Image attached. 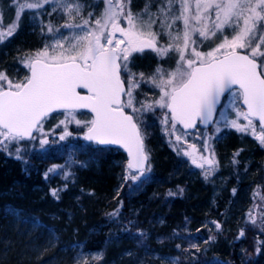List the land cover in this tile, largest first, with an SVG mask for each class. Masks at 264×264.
Listing matches in <instances>:
<instances>
[{"label":"snow or ice","instance_id":"snow-or-ice-1","mask_svg":"<svg viewBox=\"0 0 264 264\" xmlns=\"http://www.w3.org/2000/svg\"><path fill=\"white\" fill-rule=\"evenodd\" d=\"M103 3V11L92 24V12L81 24L64 23L62 27L69 31L68 35L49 22L45 26L47 32L58 34L59 38L21 61L30 73L22 81L13 82L0 72V149L11 155L9 145L36 139L33 133H42L46 119L58 110H63L65 119L56 127L63 126L59 139L65 140L72 135L68 123H82L76 119V110L88 109L93 117L84 122V138L99 145L125 148L131 157L128 168L138 172L131 178L140 180L146 170L150 171L140 127L144 114L154 113L157 108L163 110L160 122L166 132L171 122L175 134L177 124L192 129L197 121L211 123L226 92L233 98L237 115L226 126L250 134L264 147V0H162L156 13H148L145 7L147 19L143 13L132 12L131 0ZM46 4L53 5V12L59 9L68 21L79 16L83 8L80 0H35L18 5L17 21L21 12ZM157 21L159 31H154ZM16 29L17 23H13L6 33L0 32V44ZM226 30H230V36L225 35ZM217 33L220 39L214 47L198 50ZM161 34L167 43L159 42ZM50 48L58 54L49 55ZM146 50L159 60L174 54L175 67L165 70L157 65L148 77L143 72H133L129 67L133 54L142 55ZM142 83L159 89V98L153 102L137 100L136 89ZM78 90H86V94ZM238 100L246 110L236 106ZM240 117L246 123H241ZM182 139L175 136L177 142ZM40 143L46 145L49 141L44 138ZM210 147L205 142L203 152L195 144L190 145L191 152L182 150L183 155L192 157L193 164L204 169L205 178L218 164L211 158L214 152L209 153ZM15 152V158L23 160L21 149L16 148ZM193 152H200L202 162H197ZM52 195L57 196V191L52 190ZM249 220L256 223L251 212ZM214 224L219 231L221 225ZM36 226L41 225L37 222ZM243 236L241 230L239 237ZM256 251L258 254L259 248Z\"/></svg>","mask_w":264,"mask_h":264},{"label":"trees","instance_id":"trees-1","mask_svg":"<svg viewBox=\"0 0 264 264\" xmlns=\"http://www.w3.org/2000/svg\"><path fill=\"white\" fill-rule=\"evenodd\" d=\"M12 39L0 46L2 73L10 74V57L19 49ZM146 118L154 128L151 140L140 125L150 171L135 184L125 180L127 171L138 175L126 154L86 143L84 130L71 127L65 140L57 130L46 145L37 138L20 141L15 145L23 160L13 148L11 155L0 149V209L23 213L0 215V264H264V227L257 233L240 211L244 197L250 204L248 187H264V148L249 134L226 133L215 146L223 184L212 173L205 178L181 149H173L155 114ZM176 135L191 136L178 127ZM196 139L192 144L199 145ZM240 223L246 235L235 241ZM140 228L146 229L142 236ZM77 250L82 258L74 261ZM88 252L99 257L90 260Z\"/></svg>","mask_w":264,"mask_h":264},{"label":"rangeland","instance_id":"rangeland-1","mask_svg":"<svg viewBox=\"0 0 264 264\" xmlns=\"http://www.w3.org/2000/svg\"><path fill=\"white\" fill-rule=\"evenodd\" d=\"M28 2H35V0H0V32L6 33L7 29L13 23H17V29L14 32V34L11 35L10 37H7L4 40V42L0 44V46H5V45L7 46L8 41L10 39L13 40L12 38L17 37V39L15 40L17 44L15 46L16 47L19 46V49L18 50L16 49L11 55L12 57H10L11 60H14L12 64L13 69L9 71L10 74H7L8 72L5 73L7 77L13 82L22 81L26 76L29 75V71L23 66L21 61L25 60L27 57L34 56L35 53L39 50H42L46 44L51 45L54 39L59 38L58 34L47 32V28L45 26L49 22H51L54 29L58 28L60 32H63L65 35H68L69 31L62 27L64 23L71 22L73 24H81L83 20L89 19L88 13L92 12L93 15H92V18L90 19V24H92L95 18H97L101 14L105 6L103 3V0H80V3L83 5L81 14L79 16H75V18L72 19L71 21H68L67 17L64 14H62L59 9L53 12L52 11L53 5L46 4L32 11L25 10L21 12L20 18L17 21L18 5L21 3H28ZM161 3H162V0H131L130 8L134 14L143 13L144 19H147L148 13H156L157 8L158 6H160ZM146 6L148 8V13L144 12V9ZM32 17H35V20H33ZM41 21L43 23H41ZM153 30L159 31V21H157V24L154 26ZM225 35L230 36L231 35L230 30H226ZM27 37H29L30 40L27 44H24L23 41H21V39H25V38L27 39ZM219 39H220V34L217 33L216 36L211 37L208 40H205L204 43L200 45L198 50L208 51L210 47H214L215 44L219 42ZM159 42L167 43V38L163 34H161L159 38ZM64 47L67 48L68 45L64 44ZM262 50H264V46H262ZM56 54H58V51H53L51 48L49 49V55H56ZM175 60H176V57L172 53H170L165 59L159 60L155 56L154 53H151L150 51L146 50L145 53L142 55L139 53L133 54L132 63L129 65V67L131 68L133 72H136V73L143 72L145 74V77H148L154 72L157 65H160L165 70L174 68ZM136 97H137V100L139 101H143L147 99L148 102H153L154 100L159 98V89L152 88L149 85L142 83L140 87L136 89ZM240 102L241 101L239 100L236 101V106H238L241 109V111H244ZM232 103H233V98L232 96H230L225 101V104L219 114L218 121L211 130L206 131L207 133H203L197 130L195 133L190 134L191 136L189 137H185L184 135L183 139L180 142H177L175 140V134H172L171 127H170L171 123L169 122V125L167 126L168 127L167 133H168V136L171 137L170 143L173 149L179 148L181 150L191 152L192 149L190 148V145H193L192 143H194L197 137L196 140L197 142H199V145H196V148L199 149L201 152H203V145L205 144V142H207L211 146L210 149L208 150L209 153L214 152V157H211V158H214L216 160L215 146L217 142L219 141L222 142L224 135L228 132L240 133L236 131L234 128L226 126L228 121L237 119L236 110H235V107L232 106ZM127 110L130 111L129 109ZM151 114L153 115L155 114V117L159 119L157 123L162 126V129H165L166 127L164 124L160 122L162 115H163V110L157 108L154 113L152 112L145 113L142 118L143 119L142 124L145 125V127L149 129V131L147 130V132H148V136L150 139L152 136V131L154 132V128L151 129L152 124L147 123L146 116L151 115ZM75 115H76V119L80 120L82 123L79 126L76 125L75 123H68V130L71 129L72 127L79 131L80 130L85 131L87 128L84 122L90 121L92 119L91 116L86 113H76ZM63 119H65V116L62 115L61 113H58L55 116L48 118L43 125V132L37 134L36 141L40 143V141L44 138L48 140L49 136L52 133H55L57 130H63V126L59 128L56 127L59 121ZM239 120L241 123H246L243 120V117H240ZM217 128L220 129L219 132L216 131ZM257 130L259 131L258 128ZM249 136L255 140V138L251 136L250 134ZM209 137H211V139H208ZM185 140H186V143H185ZM255 142L258 143L256 140ZM11 148H13V150L16 149L15 143L9 145L8 149H11ZM97 154L100 155L104 153L99 152ZM199 155H200V152H193V156L197 158L198 163L202 162L199 160ZM185 157L188 160L189 165H191L194 169L204 170V169L197 167L196 164H193L191 162L192 161L191 156H185ZM205 167H207V165H205ZM226 168H229L228 165L226 166ZM219 172L220 170L218 168V170H215L212 174L214 175V177L217 178L218 182L223 183V178L220 176L221 173ZM132 176L133 175H131L130 172L127 171L125 180H128L132 184H135L139 182L140 180L147 178L148 173L145 172V176L141 177L140 180H133L131 178ZM248 190H247L248 193H250L249 195L250 204L247 199L245 200V197H244L242 202L247 204L246 206L247 209L245 210L246 207L244 208L246 204L245 205L243 204V206L240 207V211L243 212L242 214L244 215V218L250 223L251 221L249 220V213L251 212V214L255 217V220H256V223L255 224L251 223V226L255 230H258L257 233L262 234L261 231L264 227V187L254 182L252 185L248 187ZM238 226H239L238 235L235 241L242 240L243 238H245V235H246L245 229H247V227L245 228L243 224H238ZM241 230H243L244 232L243 237H239V233ZM137 234L139 235V232ZM260 245H261V240L257 239L256 249L257 248L260 249ZM93 257L98 258L99 254L93 255ZM155 258H157V256H155ZM175 261L163 260L164 263L177 264V262L175 263Z\"/></svg>","mask_w":264,"mask_h":264},{"label":"water","instance_id":"water-1","mask_svg":"<svg viewBox=\"0 0 264 264\" xmlns=\"http://www.w3.org/2000/svg\"><path fill=\"white\" fill-rule=\"evenodd\" d=\"M29 74H30V73H29ZM78 91H81L82 94H86V90H78ZM228 94H229V93L226 92V93L224 94V96L221 97L220 102H219V104H218L217 107H216V111H215V113H214V116H213V119H212V122H211V123L205 125V124H203L202 122L197 121V123H196V127H195V128H192V129H184L182 125L178 124L179 127L181 128V130H183V131H192V130L198 128V127H201V128H203V129H210V128L214 125V123H215V121H216V118H217V115H218V112H219V109H220V107H221V105H222V102H223L224 98H225ZM241 105H242V107L245 108V110H246V106H244L242 102H241ZM80 111H82V112H87V113H89V114L93 117V114H92V113L90 112V110H88V109H78V110H76V112H80ZM59 112H63V110H58L57 112L52 113L51 115L56 114V113H59ZM257 123L259 124L258 121H257ZM86 131H87V130H86ZM86 131H85V132H86ZM33 135L35 136V135H36V132H34ZM84 139H85V138H84ZM85 141H86L87 143H89V144H96L95 142H93V141H88V140H86V139H85ZM97 145H99V144H97ZM99 146H102V147H108V148H118V149H121L122 151L125 152V154H126V156H127V158H128V162H129V160L131 159V157L128 155L127 150H126L125 148H123L122 146H120V145H99ZM148 164H149V161H148ZM132 170H134V171L137 172L136 169H132Z\"/></svg>","mask_w":264,"mask_h":264},{"label":"bare ground","instance_id":"bare-ground-1","mask_svg":"<svg viewBox=\"0 0 264 264\" xmlns=\"http://www.w3.org/2000/svg\"><path fill=\"white\" fill-rule=\"evenodd\" d=\"M130 195V194H129ZM16 213L17 214V216H21V215H23V213L21 212V211H13V209L12 208H10V207H6L5 208V210H2V209H0V215H2L1 217H6V216H11L13 213ZM9 218V217H8ZM25 221V223H29L30 221L29 220H24ZM241 224V223H240ZM145 231H146V229L145 228H140V230H139V235L140 236H142L141 234H145ZM75 246V244L73 245V247ZM72 250V249H71ZM73 250H74V248H73ZM70 251V250H69ZM75 255V257L76 258H74L75 260L74 261H76L77 259L78 260H80L81 258H82V255H81V253H80V251H78L77 250V252L74 254ZM85 255L87 256V258H89L90 260H94V257H93V255H96V252H88V253H85ZM145 264H153L152 263V261L151 260H149V261H146L145 262Z\"/></svg>","mask_w":264,"mask_h":264},{"label":"flooded vegetation","instance_id":"flooded-vegetation-1","mask_svg":"<svg viewBox=\"0 0 264 264\" xmlns=\"http://www.w3.org/2000/svg\"><path fill=\"white\" fill-rule=\"evenodd\" d=\"M230 96H231V95L229 94L228 97H230ZM228 97H227V98H228Z\"/></svg>","mask_w":264,"mask_h":264}]
</instances>
